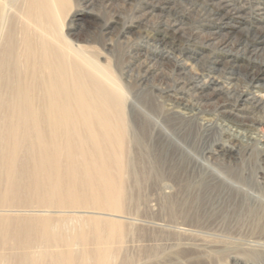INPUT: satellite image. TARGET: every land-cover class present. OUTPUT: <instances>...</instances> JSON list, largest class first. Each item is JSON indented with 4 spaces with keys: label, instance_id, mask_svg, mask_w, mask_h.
Wrapping results in <instances>:
<instances>
[{
    "label": "rangeland",
    "instance_id": "1",
    "mask_svg": "<svg viewBox=\"0 0 264 264\" xmlns=\"http://www.w3.org/2000/svg\"><path fill=\"white\" fill-rule=\"evenodd\" d=\"M159 1L60 2L62 34L114 75L127 93V123L136 127L131 158L139 177L131 174L129 212L123 218L91 215L116 226L113 242L89 248L102 251L107 264H264V233L255 224L264 200V122L250 114L245 126L252 132L239 140L223 114L230 109L227 94L205 102L191 117L172 99L176 93L192 96L193 74L179 72L183 61L196 74L219 61L220 78L233 74L239 86L248 64L264 66V38L254 54L236 46L264 30V0H171V11L162 10ZM228 1L242 13L230 12L225 21L209 14L225 13ZM174 22L182 31L172 51L159 38L165 24ZM224 38L229 47L219 46ZM147 62L159 71L143 82ZM161 184L173 191L160 196Z\"/></svg>",
    "mask_w": 264,
    "mask_h": 264
},
{
    "label": "bare ground",
    "instance_id": "2",
    "mask_svg": "<svg viewBox=\"0 0 264 264\" xmlns=\"http://www.w3.org/2000/svg\"><path fill=\"white\" fill-rule=\"evenodd\" d=\"M61 1L0 0V264H107L103 252L89 246L114 241L116 222L103 217L129 212L131 174L139 177L131 158L136 127L126 120L127 93L108 69L62 34ZM158 3L162 10L173 9L171 0ZM233 7L228 1L227 12L209 14L229 20L230 12L242 13ZM180 25L165 24L163 47L174 51ZM263 38L264 30L236 46L254 54ZM219 46L229 47L230 40ZM183 62L179 72L193 74L192 96L172 95L182 115L194 116L205 102L227 94L230 109L223 114L232 137L252 132L245 126L250 114L264 122L262 64H248L239 86L233 74L220 78L219 61L203 74ZM150 64L143 65V82L158 74ZM172 191L161 184L157 194ZM256 214L257 232L263 234L264 200Z\"/></svg>",
    "mask_w": 264,
    "mask_h": 264
}]
</instances>
